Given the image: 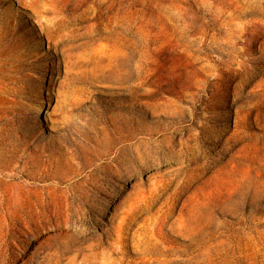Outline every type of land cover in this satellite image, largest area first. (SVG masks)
Returning a JSON list of instances; mask_svg holds the SVG:
<instances>
[{
    "label": "rangeland",
    "instance_id": "obj_1",
    "mask_svg": "<svg viewBox=\"0 0 264 264\" xmlns=\"http://www.w3.org/2000/svg\"><path fill=\"white\" fill-rule=\"evenodd\" d=\"M0 264H264V0H0Z\"/></svg>",
    "mask_w": 264,
    "mask_h": 264
},
{
    "label": "bare ground",
    "instance_id": "obj_2",
    "mask_svg": "<svg viewBox=\"0 0 264 264\" xmlns=\"http://www.w3.org/2000/svg\"><path fill=\"white\" fill-rule=\"evenodd\" d=\"M44 1H45V0H44ZM53 1H55V0H53ZM50 2H51V1H50ZM75 4H76V3H75ZM99 4H100V2H99ZM76 5H77V4H76ZM78 5H79V4H78ZM45 6H46V5H45ZM97 7H98V5H97ZM99 7H100V6H99ZM45 8H46V7H45ZM49 8H50V7H49ZM55 9H56V8H55ZM101 10H103V9H101ZM45 11H46V10H45ZM54 11H55V10H54ZM47 12H48V11H47ZM58 12H59V11H58ZM95 12H96V11H95ZM44 13H45V12H44ZM52 14H53V13H52ZM50 15H51V14H50ZM58 16H59V15H58ZM82 16H83V15H81V17H79V16H78V17H79V18H82ZM102 16H103V15H102ZM50 17H51V16H50ZM98 18H99V17H98ZM44 19H45V18H44ZM50 19H52V18H50ZM84 19H85V18H84ZM53 20H54V19H53ZM46 22H47V21H46ZM53 22H54V21H53ZM57 22H58V21H57ZM73 22H74V21H73ZM98 22H99V21H98ZM48 23H49V21H48ZM51 23H52V20H51ZM51 23H50V24H51ZM68 23H69V22H68ZM82 23H83V22H82ZM123 24H124V23H123ZM69 25H70V24H69ZM108 25H109V23H108ZM53 26H54V24H53ZM64 26H65V25H64ZM41 27H42V26H41ZM43 27H44V26H43ZM69 27H70V26H69ZM82 27H83V26H82ZM102 27H103V26H102ZM73 28H74V27H73ZM73 28H70V29H73ZM93 28H94V27H93ZM97 28H98V27H97ZM57 29H58V27H57ZM60 29L62 30V28H60ZM98 29H99V28H98ZM119 29H120V28H119ZM52 30H53V29H52ZM67 30H68V29H67ZM94 30H95V29H94ZM120 30H121V29H120ZM124 30H125V29H124ZM124 30H123V31H124ZM58 31H59V30H58ZM82 31H83V30H82ZM95 31H97V29H96ZM62 32H64V31H62ZM97 32H100V31H97ZM102 32H103V31H102ZM102 32H100V33H102ZM114 32H115V31H114ZM116 32H117V29H116ZM116 32H115V33H116ZM46 33H47V32H46ZM100 33H99V34H100ZM107 33H108V32H107ZM112 33H113V31H112ZM80 34H82V33H80ZM110 34H111V33H110ZM58 35H59V34H58ZM84 35H85V34H84ZM89 35H90V34H88V36H89ZM100 35H101V34H100ZM111 35H112V34H111ZM53 36H54V35H53ZM91 36H92V35H91ZM57 37H58V36H57ZM89 37H90V36H89ZM125 37H126V36H125ZM65 38H66V37H65ZM84 38H85V37H84ZM97 38H99V37H96V39H97ZM62 39H63V38H62ZM62 39H61V40H62ZM76 39H77V37H76ZM94 39H95V38H94ZM94 39H93V40H94ZM96 39H95V40H96ZM68 40H69V39H68ZM80 40H81V39H80ZM87 40L89 41V39H87ZM104 40H105V37H104ZM108 40H109V39H108ZM114 40H115V39H114ZM114 40H113V41H114ZM66 41H67V40H66ZM101 41H102V40H101ZM61 42H62V41H61ZM79 42H80V41H79ZM84 42H85V41H84ZM96 42H97V41H96ZM76 43H77V42H76ZM81 43H82V42H81ZM67 44L69 45V43H67ZM91 44H92V43H91ZM61 45H63V44H61ZM65 45H66V44H65ZM89 45H90V41H89ZM63 46H64V45H63ZM63 46H62V47H63ZM66 46H67V45H66ZM81 46H82V45H81ZM83 46H84V45H83ZM90 46H91V45H90ZM92 46H93V45H92ZM86 47H87V46H86ZM83 48H84V47H83ZM60 49H61V48H60ZM81 49H82V48H81ZM89 49H90V48H89ZM91 49H92V48H91ZM68 50H69V49H68ZM92 50H93V49H92ZM63 53H64V52H63ZM75 53H76V52H75ZM78 53H79V52H78ZM61 54H62V53H61ZM69 54H70V53H69ZM62 55H63V54H62ZM71 55H72V54H71ZM82 55H83V54H82ZM73 56H74V55H73ZM61 57H62V56H61ZM65 57H66V56H65ZM74 57H75V56H74ZM82 57H83V56H82ZM62 58H63V57H62ZM72 58H73V57H72ZM90 58H91V57H90ZM80 59H81V57H80ZM66 60H67V58H66ZM71 60H72V59H71ZM62 61H63V60H62ZM79 61H81V60H79ZM89 61H90V60H89ZM63 62H64V61H63ZM87 62H88V61H87ZM68 63H69V62H68ZM74 63H75V61H74ZM77 63H78V62H77ZM80 63H81V62H80ZM84 63H86V62L84 61ZM64 64H67V63H64ZM71 64H72V63H71ZM81 64H82V63H81ZM76 65H78V64H76ZM72 66H73V65H72ZM83 66H84V65H83ZM70 67H71V66H70ZM70 67H69V68H70ZM77 68H78V67H77ZM79 68H81V67H79ZM67 69H68V68H67ZM69 70H70V69H69ZM75 70H76V69H75ZM70 71H71V70H70ZM67 73H68V72H67ZM72 73H73V72H72ZM79 75H80V74H79ZM69 76H70V75H69ZM75 76H76V75H75ZM18 87H19V86H18ZM18 87H17V88H18ZM14 90H15V89H14ZM16 90H17V89H16ZM18 91H19V88H18ZM18 91H17V92H18ZM20 92H21V91H20ZM48 95H49V94H48ZM55 100H56V99H55ZM36 112H37V111H36ZM39 115H40V112H39ZM54 131H55V130H54ZM189 177H190V176H189ZM188 180H189V179H188ZM188 180H187V181H188ZM185 183H186V182H185ZM189 184H190V183H189Z\"/></svg>",
    "mask_w": 264,
    "mask_h": 264
}]
</instances>
